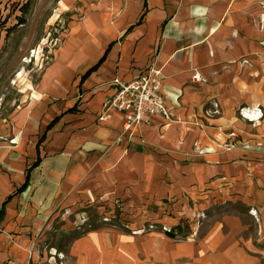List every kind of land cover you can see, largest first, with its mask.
<instances>
[{"label": "crops", "instance_id": "crops-1", "mask_svg": "<svg viewBox=\"0 0 264 264\" xmlns=\"http://www.w3.org/2000/svg\"><path fill=\"white\" fill-rule=\"evenodd\" d=\"M82 1L90 12L70 23L17 112L22 131L0 147V211L12 196L0 222V264H22L31 236L50 226L78 189L93 191L96 183L118 189L114 173L127 164L139 192L150 184L152 195L215 190L223 177L237 180L232 162L244 151L217 145L225 132L242 128L240 106L264 105V75L253 69L262 61L248 53L264 52V0ZM245 64L252 70L243 74ZM152 67L160 70L174 120L148 116L124 130L104 107L112 81ZM196 75L199 82H189ZM250 144L264 147V139ZM255 173L264 178V168Z\"/></svg>", "mask_w": 264, "mask_h": 264}, {"label": "rangeland", "instance_id": "rangeland-1", "mask_svg": "<svg viewBox=\"0 0 264 264\" xmlns=\"http://www.w3.org/2000/svg\"><path fill=\"white\" fill-rule=\"evenodd\" d=\"M89 7L82 0H0V147H10L8 140L22 131L17 112L55 59L70 23L84 18ZM248 53L262 61L253 69L264 75V52ZM242 69L245 74L252 67ZM260 105L240 106L242 128L225 132L217 145L221 151H258L232 162L237 180L223 177L215 190L152 195L150 184L139 192L127 164L114 173L118 189L100 190L96 183L95 191L74 192V201L61 207L50 226L31 236L22 264H264V178L255 173L264 168V147L250 144L264 139ZM245 109L261 117L243 119ZM246 182L253 186L249 191L236 186Z\"/></svg>", "mask_w": 264, "mask_h": 264}, {"label": "built area", "instance_id": "built-area-1", "mask_svg": "<svg viewBox=\"0 0 264 264\" xmlns=\"http://www.w3.org/2000/svg\"><path fill=\"white\" fill-rule=\"evenodd\" d=\"M199 82L198 75L189 79V82ZM163 78L160 70L148 68L129 81L114 79L113 93L104 101L106 110H111L122 119L124 130L133 126L149 122L148 116H159L164 122H172L174 115L161 91ZM240 117L247 120H258L261 115L253 110L240 111ZM253 117V118H252ZM103 115L99 119L102 120ZM235 134H230L233 140ZM25 264H36L30 259Z\"/></svg>", "mask_w": 264, "mask_h": 264}, {"label": "trees", "instance_id": "trees-1", "mask_svg": "<svg viewBox=\"0 0 264 264\" xmlns=\"http://www.w3.org/2000/svg\"><path fill=\"white\" fill-rule=\"evenodd\" d=\"M24 186H22L21 188H19V190H21L22 188H23ZM18 190V191H19ZM12 196H9V197H7L6 198V200L2 203V208H1V211H0V222H1V220H2V218H3V215H4V206H5V203L7 202V201H9L10 200V198H11Z\"/></svg>", "mask_w": 264, "mask_h": 264}, {"label": "bare ground", "instance_id": "bare-ground-1", "mask_svg": "<svg viewBox=\"0 0 264 264\" xmlns=\"http://www.w3.org/2000/svg\"><path fill=\"white\" fill-rule=\"evenodd\" d=\"M61 6H63V4L61 3L60 4ZM64 7V6H63ZM88 12H90V9H86V11L84 12V16L86 17L87 16V14H88ZM83 19V18H82ZM82 19L80 20V21H82ZM253 51H255L254 49H253ZM253 118V117H252ZM260 118V117H259ZM207 208H209V206L207 207ZM207 208H204V209H206L207 210Z\"/></svg>", "mask_w": 264, "mask_h": 264}]
</instances>
